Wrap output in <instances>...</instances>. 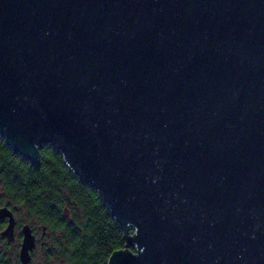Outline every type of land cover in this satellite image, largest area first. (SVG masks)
<instances>
[{
  "label": "water",
  "instance_id": "1",
  "mask_svg": "<svg viewBox=\"0 0 264 264\" xmlns=\"http://www.w3.org/2000/svg\"><path fill=\"white\" fill-rule=\"evenodd\" d=\"M0 139L97 191L107 264H264V0H0Z\"/></svg>",
  "mask_w": 264,
  "mask_h": 264
},
{
  "label": "trees",
  "instance_id": "2",
  "mask_svg": "<svg viewBox=\"0 0 264 264\" xmlns=\"http://www.w3.org/2000/svg\"><path fill=\"white\" fill-rule=\"evenodd\" d=\"M0 178L6 200L30 223L37 220L55 234L40 264H107L114 252L125 248L124 233L97 191L79 181L52 146L39 149V165L33 166L0 139Z\"/></svg>",
  "mask_w": 264,
  "mask_h": 264
},
{
  "label": "flooded vegetation",
  "instance_id": "3",
  "mask_svg": "<svg viewBox=\"0 0 264 264\" xmlns=\"http://www.w3.org/2000/svg\"><path fill=\"white\" fill-rule=\"evenodd\" d=\"M2 179L0 178V184ZM72 206L68 203V206ZM66 206L63 207V215L68 214V209ZM6 208L11 213V217L14 220V226L11 235L6 234V229L9 224V217H0V264H21L19 259V252L21 249L23 234L22 229L24 226L30 228L31 234L34 238L35 247L29 252L30 262L29 264H37L43 258V251L47 248H51L53 244V237L55 234L51 232L47 225L39 224L37 220L29 222L20 214L23 212L13 204L12 202L6 200L2 187L0 186V209ZM23 215V214H22ZM50 222L54 223L55 219L53 216L49 217Z\"/></svg>",
  "mask_w": 264,
  "mask_h": 264
},
{
  "label": "rangeland",
  "instance_id": "4",
  "mask_svg": "<svg viewBox=\"0 0 264 264\" xmlns=\"http://www.w3.org/2000/svg\"><path fill=\"white\" fill-rule=\"evenodd\" d=\"M20 216L21 217H24V215H22V214H20ZM131 227H129V229H130ZM129 235H131V233H130V230H129ZM132 249H133V251L135 252V250H136V247H135V245H133L132 246ZM128 250L130 251L131 250V248L130 247H128ZM39 263V260H38V262H37V264ZM55 264H57V263H55Z\"/></svg>",
  "mask_w": 264,
  "mask_h": 264
}]
</instances>
